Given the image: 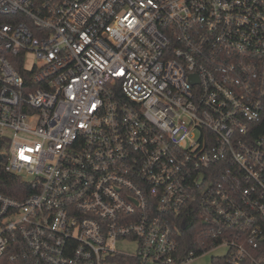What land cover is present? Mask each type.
I'll list each match as a JSON object with an SVG mask.
<instances>
[{"label": "built area", "instance_id": "built-area-1", "mask_svg": "<svg viewBox=\"0 0 264 264\" xmlns=\"http://www.w3.org/2000/svg\"><path fill=\"white\" fill-rule=\"evenodd\" d=\"M0 141V264H264V0H0Z\"/></svg>", "mask_w": 264, "mask_h": 264}, {"label": "trees", "instance_id": "trees-1", "mask_svg": "<svg viewBox=\"0 0 264 264\" xmlns=\"http://www.w3.org/2000/svg\"><path fill=\"white\" fill-rule=\"evenodd\" d=\"M4 150V144L0 141V155ZM24 184L20 179L11 176L0 168V193L8 196H17L15 190L22 188ZM181 230V247L185 252L196 250L197 252L203 251V248L198 246L200 236L206 231V226L201 222L197 212L192 209L182 214L179 222ZM208 245V244H207ZM121 264H140L138 261L130 258H121Z\"/></svg>", "mask_w": 264, "mask_h": 264}, {"label": "rangeland", "instance_id": "rangeland-1", "mask_svg": "<svg viewBox=\"0 0 264 264\" xmlns=\"http://www.w3.org/2000/svg\"><path fill=\"white\" fill-rule=\"evenodd\" d=\"M33 60L34 59L31 58V61H33ZM122 247L127 249L129 252H133L134 246H132L130 244L123 245ZM225 253H226V248H213L209 252L204 254V256H201L200 258H198L197 260H195L189 264H213V258L214 257L222 256Z\"/></svg>", "mask_w": 264, "mask_h": 264}]
</instances>
